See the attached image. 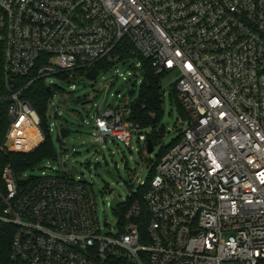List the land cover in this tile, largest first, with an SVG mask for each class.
Returning a JSON list of instances; mask_svg holds the SVG:
<instances>
[{"label":"built area","instance_id":"1","mask_svg":"<svg viewBox=\"0 0 264 264\" xmlns=\"http://www.w3.org/2000/svg\"><path fill=\"white\" fill-rule=\"evenodd\" d=\"M131 59L177 74L187 129L125 203L116 197L113 225L73 168L25 176L4 165L7 264H264V0H0V154L44 142L26 99L34 83L73 90ZM129 116V106L95 116L94 141L129 148L139 132Z\"/></svg>","mask_w":264,"mask_h":264},{"label":"rangeland","instance_id":"2","mask_svg":"<svg viewBox=\"0 0 264 264\" xmlns=\"http://www.w3.org/2000/svg\"><path fill=\"white\" fill-rule=\"evenodd\" d=\"M137 60H129L116 69L106 71L92 82L86 77L66 84L55 78L48 83L59 90L52 91L47 108V125H53L50 134L54 157L42 160L33 169L25 171V176L47 174L64 175L63 169L76 168L75 178H81L91 185L100 221L113 225L116 213L111 208L112 195L122 203L143 183L155 163V155L162 147L187 129V119L182 121L177 105L169 101L171 87L176 73L160 77L163 90L162 119L155 128L154 150L146 152V136L133 132L130 147L107 138L105 143L94 141L93 118L111 108H123L138 99L142 79L141 69H134ZM126 78L123 81L119 75ZM93 83V88L91 84ZM80 100V101H79ZM65 128L67 137L56 140L57 132ZM151 130L147 131L150 135ZM107 189H100L101 187ZM110 191V194L108 193Z\"/></svg>","mask_w":264,"mask_h":264},{"label":"trees","instance_id":"3","mask_svg":"<svg viewBox=\"0 0 264 264\" xmlns=\"http://www.w3.org/2000/svg\"><path fill=\"white\" fill-rule=\"evenodd\" d=\"M131 47L124 46L118 48L116 54L120 56V59L130 57ZM99 69V65H96ZM107 68V67H106ZM108 71V69L103 72ZM102 72V73H103ZM141 73L142 82L139 91L138 99L134 104L129 105L130 116L129 119L137 126L139 133L146 134V141L150 140L154 148L155 141V128L162 119L163 109V90L160 85V77L153 73L150 63L148 61L141 60ZM55 90V89H53ZM45 85L43 81L36 82L29 89L26 95L27 101L34 108L41 120V128L44 133L43 144L31 154H19V155H3L0 154V170L6 164H11L14 171L18 174H22L27 170L33 169L42 160L54 157V150L51 142V137L47 131V108L49 100L52 97V91ZM59 90V89H57ZM80 101V100H79ZM169 101L175 103L179 110L182 121H186L187 115L184 112L181 105L176 99L175 86L171 87V93L169 95ZM7 126V118L5 105L0 106V144L3 140L4 132ZM151 130L152 134L148 135L147 131ZM68 134V132H67ZM179 137L172 140L169 145L162 147L157 155H155V163L152 165L151 170L148 173V179L154 174V165L159 161V158L165 154L173 145L176 144ZM11 228L7 225H0V264H7L10 251V239Z\"/></svg>","mask_w":264,"mask_h":264},{"label":"water","instance_id":"4","mask_svg":"<svg viewBox=\"0 0 264 264\" xmlns=\"http://www.w3.org/2000/svg\"><path fill=\"white\" fill-rule=\"evenodd\" d=\"M142 76H143V74L141 73L140 77L142 78ZM97 77H98V71L96 69L90 70V72H88V74H87V78L89 80H91L92 82H94L97 79ZM91 88H93V83L91 84ZM66 137H67V130L65 128H61L59 130L58 135H56V140L59 142ZM153 150H154V148H153L152 142L150 140H147L146 141V152L148 154H151L153 152ZM75 170H76V168H73L68 173L73 174L75 172ZM100 189L106 190L107 187L104 186V187H101ZM108 193L110 194V191H108ZM117 205H118V200H117L116 196L113 195V200H112L111 206L114 209V208H116Z\"/></svg>","mask_w":264,"mask_h":264}]
</instances>
